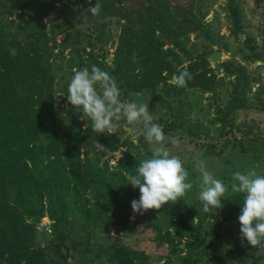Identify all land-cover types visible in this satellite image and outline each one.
<instances>
[{"label": "trees", "instance_id": "trees-1", "mask_svg": "<svg viewBox=\"0 0 264 264\" xmlns=\"http://www.w3.org/2000/svg\"><path fill=\"white\" fill-rule=\"evenodd\" d=\"M128 1L100 0V14L85 16L83 11L94 6L96 0H91V4L87 0H0L1 15L16 12L13 22L0 25V264H70L71 253H76L77 247L82 246L83 237L93 238L99 224L87 208V191L111 205L115 203V220L111 224L115 226L120 221L123 230L128 215L118 203V196L121 192L124 194L125 206L139 198V189H135L133 195L129 193L131 186L126 183L123 173H134L140 161L146 155L151 156L148 153L142 155V148L146 146L134 147L129 142L124 144L134 148L135 154L125 155L120 163L121 170L113 174L114 178L110 176L111 182L106 177L107 167L100 165V159L92 162L88 170L84 169L79 145L88 139L91 143L107 141L109 150L114 146L108 141L107 133L93 132L92 124L81 136L65 128L69 120L76 119V114L69 112L68 117L62 116L63 99L56 97V92L60 91L55 88L57 74L64 69L60 62L55 63L57 56L53 53L59 35L66 34L58 46L61 47L60 55L65 49L71 51L69 69L88 68L90 71L95 65L115 79L124 95L146 92L153 102L166 109L167 115L178 120L184 116L182 105L187 89L209 92L219 87L210 68L209 58L213 53L208 50L217 42L202 21L206 2L192 0L180 8L171 6L169 0H139L138 8L131 11L124 5ZM194 5H198L197 13L187 11ZM77 6L80 10L74 11ZM228 9L234 25L232 35L236 36L241 30L240 13L233 0L229 1ZM110 18L126 19L128 24L123 25L119 33L113 58L115 66L111 68L103 63L107 62L105 56L93 53L96 44L91 43L90 36L72 27L75 20L91 19L98 22L97 41L105 38L107 42L110 37L105 32L104 20ZM12 26L17 29H8ZM202 32L207 46L200 54L186 49L187 37L193 34L199 38ZM248 49L255 51L250 45ZM83 56H87L85 61ZM259 56L254 54V58ZM50 59L52 63H49ZM186 61L188 63L184 65ZM221 65L228 74L236 73L230 105L221 117L226 123L228 117L237 110L249 108L250 104L245 99V86L237 78L243 72L244 79V69L229 62ZM183 70L192 77L186 86L168 83L174 82V76ZM117 122L122 123L124 119ZM153 122L159 124L160 120ZM163 131L167 134V127H163ZM140 140L142 142L141 137ZM60 159H63L64 168ZM242 204L243 195H232L229 188L223 200L224 220L238 213ZM71 212L82 222L79 227L74 220H69ZM45 214L54 222L55 237L51 247L36 245V226ZM139 216L150 222H161L166 231L163 233L162 228L155 226L157 236L166 242L172 253L187 250L191 254L201 247V224L194 225L193 213L186 211L183 205L169 202L160 210H149ZM223 225V222L215 223L212 233L219 236L215 230ZM169 228H174L176 236L187 238L183 247L174 244ZM116 244L107 256L110 263L149 264L148 256ZM88 245L89 242L82 251L85 258ZM48 251L52 252L51 263ZM183 262L194 264L189 258Z\"/></svg>", "mask_w": 264, "mask_h": 264}, {"label": "rangeland", "instance_id": "rangeland-1", "mask_svg": "<svg viewBox=\"0 0 264 264\" xmlns=\"http://www.w3.org/2000/svg\"><path fill=\"white\" fill-rule=\"evenodd\" d=\"M191 1L169 0L171 6L180 8L185 7ZM229 1L203 0L208 5L204 10L205 15H203L202 21L212 38L217 42L208 50L212 53L221 54L217 61L209 60L210 68L216 76L219 87L209 92L187 89L186 101L184 99L182 105L184 116L180 117L179 120L175 116L167 115L166 109L161 104L153 102L151 96L146 92H131L126 96L119 87L120 99L123 102L148 103V110L153 114V120H160L159 124L162 127H167L165 147L169 149L171 155L178 156L183 161V166L189 172L188 180L193 183V188L176 202L183 205L186 211L193 213L194 225L201 224L199 228V235H201V239L203 238L201 247L191 254L187 250L183 253H172L166 242L161 241L157 236L155 226L158 225L162 228L163 233L166 231L161 222L158 220L150 222L148 218L134 214L131 204L125 206L126 197L122 192L118 196V203L127 213L128 220L125 222L123 230L120 226V231H116L115 226L111 224L115 220V203L111 205L109 201L101 200L95 194L93 196L91 192L87 191L85 194L89 202L87 208L97 217L99 224L96 226L98 229L96 228L94 233L92 227H88L95 234L91 239H86L80 233V237H83L82 246L77 247L76 253H71L73 256L69 257L68 260L70 264H112L107 260V256L111 255L113 244L116 242L118 245L127 247L131 252L148 256L149 264H185L183 260L186 258H189L194 264H251L250 260L252 264H264V257H256L255 255L257 249L241 246V241L238 238L240 211L227 220H224L223 208L218 210L214 217H207L203 212L202 203L198 199L199 173L194 170L195 161L197 159L204 160L215 177L222 180L226 185L230 183L231 176L235 171L243 172L248 168H255L258 174L264 175V0H233L241 19V30L235 34L236 36L232 35L234 25L228 9ZM138 3L139 0H129L124 5L130 7L132 11V9L138 8ZM187 11L197 13L199 11L198 5H194L192 9ZM15 17V11L4 15L0 14V25L13 22ZM97 23L91 19H79L78 21L75 20L72 27L79 29L81 34L90 36L91 43L96 44L93 53L105 56L107 62L103 61V63L107 65L106 67L111 68L115 66L113 58L119 33L127 21L117 18L104 20L105 32L110 37L107 42L105 38L97 41V35H99ZM16 27L12 26L8 29H17ZM204 35V32L199 38L193 34L189 35L184 42L186 49H193L195 53L200 54L207 46L203 40ZM65 37L66 34H61L56 38L57 47L53 50L54 55L57 56L55 63L60 62L64 68L61 73L57 74L58 83L55 84V88H59L60 91L56 92V97L63 99L60 106L62 116L68 117L69 112L76 114V119L74 121L69 120V124L66 123L65 128H69L71 133L81 136L86 133V129L90 128L92 123L87 117L82 119V113L76 112L67 103V87L76 68L69 69L71 66L70 58L72 57L70 49H65L63 55L59 54L61 47L58 45L62 43ZM248 45L255 51H250ZM87 51L90 49L87 48ZM254 54L260 56L254 58ZM86 58L87 56H83L84 61ZM228 62L244 69V79L243 72L237 78L245 86V99L250 107L237 110L224 123L221 118L222 113H224L227 105H230V93L233 91L236 82V73L228 74L222 68L221 64ZM49 63H52V59ZM187 63L186 61L184 65ZM168 83L174 82L168 81ZM116 123L119 126L114 130V133H107L108 141H112L114 146V149L111 150L112 154L108 155L107 159H105L106 153L98 147L99 144L108 149L107 141L91 143L87 139L85 144L78 146L79 157L84 169L88 170L92 162L104 159L102 167L106 165V177L110 182V176L114 178L113 174L121 170L120 163L125 155L127 153L135 154L134 148L126 147L124 143L131 142L134 147L140 146L141 148L146 146L144 149L142 148V155L151 154L152 148V145L147 143L143 136H141L142 142L140 138L138 142L132 139L125 130V120L122 123ZM121 152L123 153L119 159ZM149 157L146 155L144 159ZM59 161L64 168L63 159ZM134 192L135 189L131 187L129 193L133 195ZM225 195L222 200L225 199ZM46 206L47 202L45 201V212H47ZM68 217L70 221L74 220L77 227L82 223L74 217L72 212L68 214ZM218 222H223L224 227L215 230L219 235L216 236L215 233H212V227ZM39 223L35 233L36 245L51 247L55 237L52 224L54 222L51 221V232L43 228L39 229ZM169 232L174 244L183 247L187 238L176 236L174 228H169ZM88 242L85 258L82 251ZM51 260L52 252L48 251V261L51 263ZM133 264L138 263L134 262Z\"/></svg>", "mask_w": 264, "mask_h": 264}, {"label": "clouds", "instance_id": "clouds-1", "mask_svg": "<svg viewBox=\"0 0 264 264\" xmlns=\"http://www.w3.org/2000/svg\"><path fill=\"white\" fill-rule=\"evenodd\" d=\"M87 2L91 4V0ZM79 10V6L74 9ZM100 11L101 2L96 0L95 5L85 9L82 15L97 16ZM191 78V74L183 70L173 79L177 86L184 87ZM67 92V103L82 113V119L87 117L91 120L93 132L114 133L119 126L116 122L124 119L125 130L134 141L138 142L143 136L152 145L151 156L141 160L134 173H123L126 183L139 189V198L131 202L134 214L143 215L149 210H160L169 202L174 204L193 188L183 161L171 155L165 147L163 127L153 122L148 103L123 102L119 87L108 72L95 65L90 71L88 68L74 70ZM98 147L106 153L105 159L112 154L111 150L102 145L98 144ZM194 170L199 173L198 199L207 217H214L223 208L222 197L229 192V188L232 195H243L238 216V238L242 247L255 248L256 257H264V175L258 174L255 168L235 171L230 183L226 185L215 177L204 160L197 159ZM44 217L49 218L47 214Z\"/></svg>", "mask_w": 264, "mask_h": 264}, {"label": "water", "instance_id": "water-1", "mask_svg": "<svg viewBox=\"0 0 264 264\" xmlns=\"http://www.w3.org/2000/svg\"><path fill=\"white\" fill-rule=\"evenodd\" d=\"M220 57H221V54L218 53V52H215V53H213V54L210 56L209 60L212 61V62H215V61H217ZM103 163H104V159L101 160V164H100V165L102 166ZM115 230H116V231H120V221H117V223L115 224Z\"/></svg>", "mask_w": 264, "mask_h": 264}, {"label": "built area", "instance_id": "built-area-1", "mask_svg": "<svg viewBox=\"0 0 264 264\" xmlns=\"http://www.w3.org/2000/svg\"><path fill=\"white\" fill-rule=\"evenodd\" d=\"M51 221L49 220V218H47V217H44V218H42L41 219V221H40V223H39V229H46V230H48V232H51Z\"/></svg>", "mask_w": 264, "mask_h": 264}]
</instances>
